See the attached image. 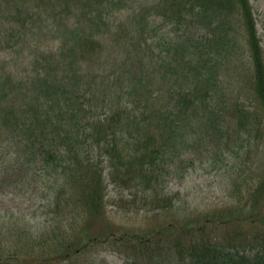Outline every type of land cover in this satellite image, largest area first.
I'll use <instances>...</instances> for the list:
<instances>
[{"label": "trees", "instance_id": "obj_1", "mask_svg": "<svg viewBox=\"0 0 264 264\" xmlns=\"http://www.w3.org/2000/svg\"><path fill=\"white\" fill-rule=\"evenodd\" d=\"M116 11L139 13L117 21L120 34L107 46V20ZM165 27L207 31L203 39L174 41L161 34ZM241 34L254 97L264 112V57L249 0H0V164L19 159L45 190L34 224L22 214L0 215V256H6L0 264H58L88 243L108 238L114 230L104 218L106 180L129 192L154 194L155 210L174 207L173 197L156 192L158 167L180 136L183 119L168 116L173 114L169 102L154 100L143 71H152L148 75L154 73L158 87L175 99L176 114L202 111L214 98L221 66L236 54ZM123 51L141 60L137 69L107 74L123 94L114 102L94 99L93 91L101 89L91 84L104 80L98 68ZM97 108L104 114L93 115ZM247 196L251 207L236 210L234 219L252 223L261 213L264 175ZM219 219L229 221L227 215ZM194 221L168 222L154 233L121 239L135 243L124 264L264 263V247L250 256L231 243L195 240ZM253 240L264 243V235ZM6 242L14 245L6 249Z\"/></svg>", "mask_w": 264, "mask_h": 264}, {"label": "rangeland", "instance_id": "obj_2", "mask_svg": "<svg viewBox=\"0 0 264 264\" xmlns=\"http://www.w3.org/2000/svg\"><path fill=\"white\" fill-rule=\"evenodd\" d=\"M141 1L136 0V3ZM249 1L264 57V0ZM153 4L154 2H149L148 6ZM138 13L139 11H130L118 14L116 11L108 18L111 29L107 46L111 45L114 34H120L117 21ZM155 20L157 25L159 19L155 17ZM204 31L207 30L189 28L187 32H183L165 27L161 34L167 32L164 36L166 40L169 38L174 41H187L195 35L198 39L205 38ZM239 42L236 54L226 65L221 66L220 83L214 98L206 104V109H198L187 116L176 114L178 109H175V99L158 87L157 80H160L157 77L153 79L154 73L148 75L152 71H143L148 73L142 79L146 82L149 80L147 87L149 91L152 89L155 92L154 100L160 104L169 102L173 114L168 116H179L183 119L178 129L180 136L174 138L173 147L159 159L158 167L159 184L156 192L159 196L173 197L174 207L155 210L150 199L154 194L147 192L144 195L133 190L129 192L106 180L104 218L114 230L111 233L114 237L110 235L108 238L102 237L90 242L58 264H124L133 255L131 250L135 243L132 239H121L131 237L132 234L138 237L145 233L151 234L168 222L181 220H195L190 226L195 240L201 237L223 244L231 243L233 246H240L238 249L250 256L264 247L262 240V243L253 240L254 236L264 235V198L259 202L262 206L258 219L254 218L252 223L249 220L241 221L242 218L234 219L236 210L246 205V212L251 207L252 201L247 196V190L256 188L264 175V112L254 97L248 47L243 34L239 36ZM137 48L141 49L139 46ZM144 48L142 44V50ZM152 48L159 53L156 47ZM159 48L164 49L160 45ZM142 50L139 55H144ZM124 54V51L120 52L115 59L107 57L98 68L104 80L100 79L91 84H99L96 88L101 89L93 91L96 94L94 99L106 97L114 102L123 94L117 89L118 85H115L118 83L109 79L107 74L115 68L137 69L141 62L133 55L126 57ZM148 54L149 51L145 55ZM115 61L121 65L115 66ZM146 62L149 63L148 59ZM167 84L169 87L171 83ZM90 95L94 94L90 93L87 97ZM103 109L93 110V115L104 114ZM139 112L137 110L135 114ZM0 165V215L22 214L29 224H34L40 214L38 204L45 193L39 177L30 171L26 174L19 159H9ZM222 215H227L229 221L223 223L222 220L225 219H219ZM70 218L68 224L72 222V216ZM40 220L39 225L43 226V218ZM240 223L242 225L239 226ZM71 228L75 229L74 226ZM6 243L3 245L6 249L9 245H14L13 242ZM11 250H14L13 247ZM5 258L6 256H0V262ZM17 259L21 260V257L17 256Z\"/></svg>", "mask_w": 264, "mask_h": 264}]
</instances>
